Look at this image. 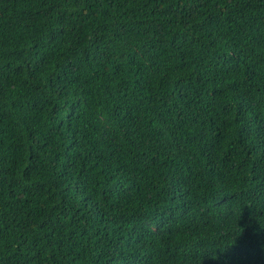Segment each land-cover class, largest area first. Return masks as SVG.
I'll return each instance as SVG.
<instances>
[{"label": "trees", "instance_id": "16d2710c", "mask_svg": "<svg viewBox=\"0 0 264 264\" xmlns=\"http://www.w3.org/2000/svg\"><path fill=\"white\" fill-rule=\"evenodd\" d=\"M0 264H264V0H0Z\"/></svg>", "mask_w": 264, "mask_h": 264}]
</instances>
